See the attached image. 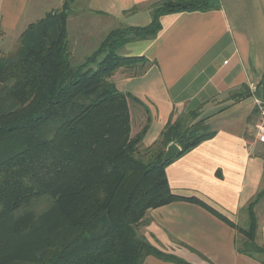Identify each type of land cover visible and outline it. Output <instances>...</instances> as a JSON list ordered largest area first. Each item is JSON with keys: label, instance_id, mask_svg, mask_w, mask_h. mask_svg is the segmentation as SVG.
<instances>
[{"label": "trees", "instance_id": "1", "mask_svg": "<svg viewBox=\"0 0 264 264\" xmlns=\"http://www.w3.org/2000/svg\"><path fill=\"white\" fill-rule=\"evenodd\" d=\"M217 1L158 0L148 26L112 31L73 66L66 0L61 10L29 25L14 52L0 57V264H143L148 256L188 264L141 234L150 210L179 201L233 226L242 236L240 254L264 256L255 212L264 190L246 206L248 224L241 228L169 186L167 166L215 136L206 121L197 112L181 115L146 148L148 109L145 126L133 136L129 101H139L112 82L116 71L148 62L122 56L126 43L155 37L163 15L208 11ZM173 143L181 152L164 163ZM40 202L47 207L37 211Z\"/></svg>", "mask_w": 264, "mask_h": 264}, {"label": "crops", "instance_id": "2", "mask_svg": "<svg viewBox=\"0 0 264 264\" xmlns=\"http://www.w3.org/2000/svg\"><path fill=\"white\" fill-rule=\"evenodd\" d=\"M156 1L70 0L67 29L72 52L93 54L118 25L145 27L131 22L141 14L151 15L152 21L150 5ZM65 2L0 0V36L19 38L29 25L61 10ZM160 24L155 37L126 43L120 53L144 57L147 64L120 69L112 77L120 92L139 101H129L132 135L145 126L146 108L151 116L142 142L146 148L159 140L171 120L197 112L215 136L167 166L169 186L174 194L199 198L246 228L245 208L264 190L259 147L264 145L255 138L250 91L255 85L256 96L264 99V0H219L208 11L163 15ZM255 212L257 243L264 246V199ZM147 219L141 234L149 243L188 264H264L262 255L240 254L238 231L197 204L174 202L150 210ZM143 264L175 263L148 256Z\"/></svg>", "mask_w": 264, "mask_h": 264}, {"label": "rangeland", "instance_id": "3", "mask_svg": "<svg viewBox=\"0 0 264 264\" xmlns=\"http://www.w3.org/2000/svg\"><path fill=\"white\" fill-rule=\"evenodd\" d=\"M153 7L150 5V8ZM151 21V15H144L141 14L140 16L135 17L131 23H134V25H140V26H146L148 23ZM118 29H122L120 25H118ZM20 38V37H19ZM19 38L9 36L6 37L4 34H1L0 36V57L6 56L11 52H14L15 49L18 47V41ZM70 52H71V63L73 66H77L81 63H83L89 55L92 54V52H89L88 54H76L73 53L70 47ZM84 55V56H83ZM260 151L262 155L264 156V147L259 145ZM47 207V204L45 202H40L35 206V209L37 211H42Z\"/></svg>", "mask_w": 264, "mask_h": 264}, {"label": "built area", "instance_id": "4", "mask_svg": "<svg viewBox=\"0 0 264 264\" xmlns=\"http://www.w3.org/2000/svg\"><path fill=\"white\" fill-rule=\"evenodd\" d=\"M251 94L254 97L256 125H255V138L264 145V99L256 96L257 87L250 85Z\"/></svg>", "mask_w": 264, "mask_h": 264}, {"label": "water", "instance_id": "5", "mask_svg": "<svg viewBox=\"0 0 264 264\" xmlns=\"http://www.w3.org/2000/svg\"><path fill=\"white\" fill-rule=\"evenodd\" d=\"M180 152H181L180 147H179L177 144L173 143V144H171V145L168 147V149L166 150V152H165V154H164V156H163L162 161H163L164 163L169 162V161L172 160L175 156L179 155Z\"/></svg>", "mask_w": 264, "mask_h": 264}]
</instances>
